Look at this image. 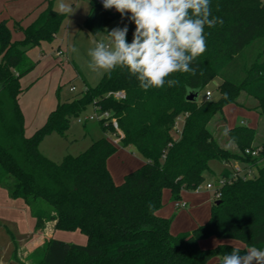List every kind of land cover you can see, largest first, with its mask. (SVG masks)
Returning a JSON list of instances; mask_svg holds the SVG:
<instances>
[{
	"label": "trees",
	"instance_id": "trees-1",
	"mask_svg": "<svg viewBox=\"0 0 264 264\" xmlns=\"http://www.w3.org/2000/svg\"><path fill=\"white\" fill-rule=\"evenodd\" d=\"M43 4L28 24L13 20V26L23 31L20 39H14L9 19H0V186L11 198L26 202L37 227L55 219L57 230H79L87 243L51 237L23 264H219L232 244L242 246L241 254L252 246L264 250V138L256 140L254 126L224 125V107L244 106L239 101L242 92L259 102L264 120V0H210L211 17L223 23L205 26L207 48L192 64L195 75L173 73L164 87L145 91L127 69L117 67L105 72L96 86L58 100L44 124L28 136L19 102L29 89L22 86L21 78L36 65L28 52L52 43L65 16L53 7V0ZM129 17L130 13L121 19L114 8L105 10L91 0L84 26L96 35L119 20L128 26L126 42L131 44L135 25ZM215 78L220 80L218 98L186 99L189 88L200 91ZM168 79L180 83L169 87ZM116 91H124L125 96L116 97ZM90 105L111 113L100 123L105 132L119 137V144L104 136L60 161L44 154L43 138L54 132L65 135L73 117ZM217 114L223 125L221 136L210 124ZM182 117L175 137L173 130ZM225 129H229L226 135ZM231 142L235 149L227 146ZM119 146L132 147L144 162L118 183L108 158ZM259 146L263 147L260 156L246 153ZM214 159L230 165L237 162L253 175L225 184L206 222L191 231L172 232L176 213H159L164 190L169 188L172 198L181 200L184 190H197L205 183ZM230 172L225 167L220 175ZM211 237L218 239L215 246L200 245ZM13 256L17 259V246Z\"/></svg>",
	"mask_w": 264,
	"mask_h": 264
},
{
	"label": "rangeland",
	"instance_id": "rangeland-1",
	"mask_svg": "<svg viewBox=\"0 0 264 264\" xmlns=\"http://www.w3.org/2000/svg\"><path fill=\"white\" fill-rule=\"evenodd\" d=\"M41 1L0 0L1 17L9 19V23L13 28L14 38H22L23 31L13 26V20H25L32 7ZM61 2L70 5L74 12L70 15L64 13L65 16L57 37L51 44L45 42L32 49V61L37 64L21 79L23 87L31 85V88L21 97V105L29 125L38 119L40 111L54 108L58 100L71 99L85 91L87 87H94L99 84L105 73L103 70L94 71L88 66L90 57L87 52L89 48L94 47L93 41H99L107 37V32L93 35L84 26L91 0H53V7L58 11V6ZM123 27L119 20H115L108 26V29L111 31L114 28L122 29ZM73 47L77 51L73 52ZM59 49L64 51V55H57ZM48 69L50 71L43 75ZM219 82V78H215L204 89L200 90L198 101L205 98V92L208 89L213 92L212 98H218L219 90L217 89V84ZM72 86H75L76 90H71ZM58 88L59 91L57 92ZM239 101L243 102L244 106L230 103L224 107V115L227 121L224 125L230 127L243 122V124L254 126L258 129L256 140L261 141L264 138V120L259 115V102L249 96L247 97L245 92L241 93ZM220 118L221 114H217L210 123L212 127L216 126L218 136H221L223 128V125H220L222 123ZM79 119H82V121H79ZM183 122V117L178 120L173 130L175 137L179 136ZM104 136L113 139L115 143L119 144V139L115 138L116 135L114 133L104 131L100 118L95 114L93 105H90L86 111L73 117L71 126L65 135L55 132L46 135L41 142L40 149L51 159L60 161L66 154H80L94 140ZM227 146L232 149L236 148L232 142L227 144ZM130 149L135 151L132 147ZM118 161L113 160V168L116 172L119 168ZM131 163L130 161L128 166ZM210 167L212 175L207 176V180L203 183L200 192L195 190H184L182 192L181 200L188 202L187 208L175 210L176 201L172 198L171 190L169 188L164 190V206L161 210L168 214H177L172 222V228L176 231L190 230L196 222L208 220L211 214V205L215 198L213 190L208 189L206 183H213L215 188L223 169L231 167V165L214 159L210 161ZM115 178H119L118 172L115 173ZM123 179L124 177H122ZM11 231H13L15 236H18L16 227L13 224L0 221V256H4V259H8L10 252L14 250L12 247L14 240ZM216 240V238L211 237L203 239L202 243L207 247L215 246L217 244ZM67 242L73 241L67 240Z\"/></svg>",
	"mask_w": 264,
	"mask_h": 264
},
{
	"label": "clouds",
	"instance_id": "clouds-1",
	"mask_svg": "<svg viewBox=\"0 0 264 264\" xmlns=\"http://www.w3.org/2000/svg\"><path fill=\"white\" fill-rule=\"evenodd\" d=\"M102 5L105 10L114 8L121 19L130 13L135 31L128 44L127 25L105 30L107 37L93 41L94 47L88 49L89 68L106 73L117 67L127 69L145 91L164 87L166 77L173 73L195 75L192 64L207 48L205 26L223 23L211 17L210 0H102ZM58 7L61 13L74 12L63 2ZM72 51L77 49L73 47ZM179 83L177 79L167 80L169 87ZM228 131L225 129V135ZM243 251L245 254H241L242 246L232 244V251L225 253L219 264H264V250L252 246Z\"/></svg>",
	"mask_w": 264,
	"mask_h": 264
},
{
	"label": "crops",
	"instance_id": "crops-1",
	"mask_svg": "<svg viewBox=\"0 0 264 264\" xmlns=\"http://www.w3.org/2000/svg\"><path fill=\"white\" fill-rule=\"evenodd\" d=\"M42 2H44V0H42L41 2L37 3L35 6L32 7L30 12L27 14V18L25 20L20 19L22 21V25H26L36 18L38 13L45 6L44 4L42 5ZM0 19H5V18H2L1 14H0ZM15 20H17V19H15ZM13 37H14V34H13ZM14 39H20V38H14ZM49 44H51V43H49ZM32 49L29 50V52H28L31 60L33 58ZM49 71H50V69H48L43 75H46ZM27 87H29V89H30L31 85H29ZM25 93H23V94H25ZM22 95L20 96V100H19L20 105H21ZM21 108H22V105H21ZM52 109H54V108H52ZM22 110H23V108H22ZM51 110L43 109L42 111H40L38 114V119H36V121H34V123H32L30 125L28 124L27 118L25 115V133H26V135H28V136L32 135L36 129H38L40 126H42L44 124V122L46 121ZM23 112H24V110H23ZM24 114H25V112H24ZM232 126H234V125H232ZM113 160H119L118 161L119 162V168L117 170L119 178H115V173H117V172L113 168V166H114ZM130 161L132 163L128 166ZM143 162H144V159L136 151H131L130 147L119 146L118 150L112 156H110L108 158V167H109V169L113 175L114 180L119 183L120 180H122V177H124L126 173L135 169V167L137 168V165L140 166ZM210 175H212V174H210ZM117 179H119V180H117ZM200 190H195V191L200 192ZM179 201H183V200H179ZM185 202L187 203V206H186V208H187L188 202L187 201H185ZM177 209H181V208H177L175 206V210H177ZM159 213L163 216H171L172 215V214H168V213L162 211L161 209L159 210ZM0 221L1 222H7L9 224L10 223L13 224L16 227V231L18 233V236H15L13 231H11V233L13 234V240L15 241L13 243L12 247H13V249H15L17 246V259H15L13 256L14 255V250H13V252H10L11 254L9 255L10 257L8 259H4V256H0V264H23L24 258L29 253H31L36 247L42 245L46 239L51 238V237L59 238V239L65 240V241L70 240V241H73L74 243H79V244H86L87 243L86 235L83 234L82 232H80L79 230L65 231V232H64V230H57L55 228V219L45 220L44 224L41 227H37L36 226V218L32 216L30 207L26 204V202L22 198H11L9 196L8 192L6 191V189H4L1 186H0ZM202 223H204L203 220L196 222L192 229H194L198 224H202ZM192 229L183 230V231H191ZM171 230L174 233L181 232V231H176L175 229H173L172 224H171ZM216 241L218 242V239ZM200 245L202 247H207L204 243H202V240L200 241ZM210 247H212V246H210Z\"/></svg>",
	"mask_w": 264,
	"mask_h": 264
},
{
	"label": "built area",
	"instance_id": "built-area-1",
	"mask_svg": "<svg viewBox=\"0 0 264 264\" xmlns=\"http://www.w3.org/2000/svg\"><path fill=\"white\" fill-rule=\"evenodd\" d=\"M95 1L99 5H101L103 7L102 0H95ZM57 55L58 56H62V55H64V52L59 49L58 52H57ZM71 90H76V87L75 86H72L71 87ZM212 93L213 92H212L211 89L206 90V92H205V98L204 99H206V100L211 99L212 98ZM114 95L116 97H118V98H122V97L125 96V93H124V91H116L114 93ZM95 114L98 115V117L100 119H102V118H109L111 116V113L109 111H100L99 109L98 110H95ZM79 121H82V119H79ZM112 124L115 127H118V124H117V121H116L115 118H112ZM115 138L119 139L118 136H115ZM262 151H263V147L262 146H259V147H256V148H252V149L251 148L246 149V153L251 154L252 156H260L261 153H262ZM262 160L264 161V156H263ZM229 169L231 171L230 172V175L229 176H222V175H220V177L218 178V184H217V186L215 188H214L213 183H211V182H207L206 183V187L208 189L213 190L214 198L215 199H218L220 197V195H221V188L225 184L234 181L236 178H238L240 176L245 179V178L251 177L253 175L251 170L248 171L247 173H245V170L237 162L235 164L231 165V167H229ZM201 187H202V185L199 186L197 188V190H200ZM175 206L177 208H184V207L187 206V203L185 201H179L178 200V201L175 202Z\"/></svg>",
	"mask_w": 264,
	"mask_h": 264
},
{
	"label": "water",
	"instance_id": "water-1",
	"mask_svg": "<svg viewBox=\"0 0 264 264\" xmlns=\"http://www.w3.org/2000/svg\"><path fill=\"white\" fill-rule=\"evenodd\" d=\"M198 95H199V90H195V92H192V93H189V91H188V93L186 95V99L187 100H190V101H192V100H198L197 99L198 98ZM219 202H220V200H216L215 201L216 204H218Z\"/></svg>",
	"mask_w": 264,
	"mask_h": 264
}]
</instances>
